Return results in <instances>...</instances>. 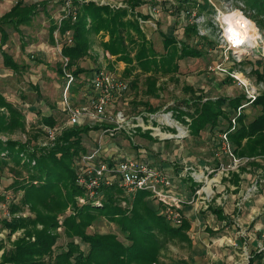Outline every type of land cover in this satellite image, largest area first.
Wrapping results in <instances>:
<instances>
[{"label": "rangeland", "instance_id": "374dc122", "mask_svg": "<svg viewBox=\"0 0 264 264\" xmlns=\"http://www.w3.org/2000/svg\"><path fill=\"white\" fill-rule=\"evenodd\" d=\"M31 1L27 0L26 2L29 3ZM96 1L100 2L101 0ZM103 1L107 2L108 0ZM150 1L153 5H160L161 17L158 21H153L154 26L149 23H146L149 26H146V24L140 25L154 49L157 52H164L161 35L164 33L172 36L177 41V48H179L178 44L180 43L191 47L195 46L203 52L202 56L199 58L179 60L177 62V71L165 76L159 75L155 94H151L145 90L147 83L145 80L148 79L150 73H143L137 67L128 77H124L122 72L125 63L118 60L117 57L114 58L109 55H104L99 46V42L101 40H108V36L98 34L92 37V44L99 50V54L93 53L94 55H91L90 58H85L80 61V64L84 66L88 65V70L91 71L89 74L82 73L76 78L77 81L75 79L72 82L68 92L70 100L73 103L78 102L77 98L79 93H81L80 87L82 85L84 86L98 70L106 69L114 75L119 76V78L128 84V90L119 100L111 104L109 108L111 113L121 110L127 122L135 124L136 120L133 118L141 112L161 114L171 111L174 121H178L184 126L183 128L187 133L186 137L180 140L181 142L179 144L175 142V139L167 140L171 142L167 145L165 143L163 148L158 149V152H154L150 145L145 147V149L148 154L154 156L155 162L162 166L165 165V167L168 164L172 165L176 163V149L181 148V156L183 155L182 157L187 159L193 160L195 158L194 160L196 161L197 158H201L205 162V166L201 168L204 169L203 184L206 186L213 176L218 174L215 164L217 158L214 156L213 149L214 139H217V133L219 131L217 130L218 128H206L199 135H192L190 133L191 117L186 112L191 109L189 108L191 101L197 94H202L203 97L210 99H216L218 97L233 98L241 94V90L231 80L223 74L209 70V66L213 65L219 58V44L224 42L222 29L216 20L217 9L226 12L238 10L239 13H242L252 22L258 37L253 40L252 46L243 45L236 54L229 53L230 56L232 55L230 59L231 64L227 62L225 65L227 67L231 65L233 70L249 77L252 82L262 83L263 89L261 90V94L264 93V81H258L257 77L264 74V14L258 13L252 7V0H188V3L186 2L185 5L191 13V17L185 18L181 11H178V14L175 13V8L180 5L182 0ZM119 2H122V7L127 6L125 0H111L110 5L120 7L115 5ZM164 2L169 3L171 12L165 10ZM203 2H206V5ZM37 9V12L32 14L31 23L21 27L19 32L13 30L11 27L8 28V32L12 33V40L8 42L10 46H7V48L16 55L18 61L29 63V67L25 68L23 65H19L18 68H13L6 65L5 54H3L6 49L5 44H2L0 47V94L19 108L24 116L23 126L21 128H17V130L10 133H0V139L5 140L10 138L23 144L29 150L34 147H50L54 143L56 134L51 138L46 131H40L42 126L40 124V118L42 116L52 117L56 120L57 129L62 124L66 126L67 123V114L62 110L61 105L62 89L65 80L57 72V66L62 62L59 48L61 40L58 38V35H56V40L53 44L48 39L49 19L50 21L57 20L60 7L58 8L55 5L53 7L45 6ZM2 11L0 10V13ZM179 13L181 14L179 15ZM186 23L195 25V30L189 35H184L183 33ZM1 42L2 40L0 39ZM208 42H211V45L207 44ZM132 81L136 82L135 87L131 86ZM147 106L152 110H147ZM179 111L183 112V115H179ZM258 113L259 108L253 107L252 104L241 115H245L246 120L249 121ZM8 115L9 113L6 109L0 108V116L9 117ZM130 123L125 124L123 128H119L118 130H114L115 126L105 122L101 123L102 128L91 130L83 135L82 144L86 146H84L85 151H88L87 146L96 144L100 138L101 144H106L110 140L112 141L109 144V152H122L121 154L123 152L127 154L136 153L137 148L134 147L138 146L137 144L139 143L143 144L142 140H140L142 136L136 134L138 130H141L140 128L133 127ZM222 123H224L223 120ZM96 124L99 125V123L92 122L85 125L91 127ZM47 127L50 128V126ZM221 128H223V125ZM105 129L109 131L105 133ZM149 132L147 131L146 133L148 134ZM175 134H177L176 131ZM156 142L160 143L157 140ZM7 163V165H0V204L2 205L0 206V242L4 246L3 250H8L12 246V242L22 235L23 230L20 229L9 234L8 229L3 227L2 220L4 218L10 220L11 217L24 219L35 216L33 213L26 212H17L13 215L9 214L5 216V213L8 212L9 204L17 203L21 196V193L15 194L9 186L12 182V177L17 172L15 171L17 167L12 162ZM178 164L176 163L174 168L178 169ZM261 168L264 175V167ZM211 170L213 172L209 173L208 171ZM257 170L258 174L260 172V178L264 180V176L261 177V171L258 168ZM21 176L25 180L27 179L26 172L22 171ZM257 179L259 180L258 177ZM253 185L254 182L252 180L242 181L240 190L235 192L227 187V183L222 182L224 188L218 187L219 190L221 189L220 194L213 188L215 192L211 191L212 194L214 196L216 194L215 197H219L216 198L215 203L214 200L210 201V204L214 206L221 205L222 210H224L228 218L222 222L217 220L208 211L197 214V219L193 220V226L195 227L191 232L194 242L193 250L188 248L185 243H182L180 239L172 241L170 238H165V236L161 237V241L164 242L166 240V242L163 244L162 253H160L161 258L159 264H247L249 245L252 242H254L256 250L264 249V184L260 183V186L258 185L257 188ZM178 191L182 192L183 190L178 188ZM192 194V189H188L186 192L187 197L184 198H189ZM243 197L248 201L246 202V207L242 205V202H244L242 200ZM74 199L76 202L79 201L78 197ZM152 199L158 202L156 199ZM230 199H232L233 203L230 202ZM149 204L154 205L155 203L149 199ZM71 206L69 205L63 211L62 209L59 211L56 216L57 221H61L63 218L62 215L71 211ZM121 206L123 208L129 207L127 202L125 203L124 201L121 202ZM156 206L160 208L158 210L159 212H164V202L160 201L159 205ZM182 207L183 205H181L180 209ZM183 209L185 210V207ZM205 224L209 226V229L219 228V231H217L218 234L213 235V233L204 230ZM55 232L58 235V239L53 249V254L57 253L59 248L65 247L67 243L63 229L59 228ZM100 232L116 233L119 235V239L122 240L123 238L115 225L108 222L102 216L97 217L86 230L87 234ZM214 238L216 239L215 243L211 241L215 240ZM235 238L242 240L240 246L229 243V239L231 242H234ZM77 241L80 242L78 239ZM79 245L84 251L87 250L84 244L79 243ZM3 250H0V257ZM259 264H264V256Z\"/></svg>", "mask_w": 264, "mask_h": 264}, {"label": "trees", "instance_id": "16d2710c", "mask_svg": "<svg viewBox=\"0 0 264 264\" xmlns=\"http://www.w3.org/2000/svg\"><path fill=\"white\" fill-rule=\"evenodd\" d=\"M58 1L61 3L62 0ZM186 2L188 0H182L175 8V13L187 11ZM125 3L129 9L127 6L116 7L96 0H72L74 17H64L60 25L56 20L51 21L48 29L50 41L55 43L53 33L58 30L61 40L60 55L67 59L66 67L76 79L82 73L88 74L91 71L80 68L79 64L90 57L92 37L105 34L108 40L99 42L104 55L117 57L125 63L122 72L124 77H128L137 67L143 73H150L145 80V90L155 94L159 75L165 76L177 71L179 60L199 58L203 52L195 46L182 43L177 48V41L164 33L161 34L164 52H157L146 38L139 22L148 19V16L135 12V8L144 1L125 0ZM203 3L206 5V2ZM251 4L258 13L264 14V0H252ZM35 12L37 4L17 1L0 18L1 44L7 41L8 28L19 31L21 25L31 23ZM186 17L188 18V14ZM194 30L195 25L186 23L183 33L189 35ZM67 33L71 39L69 44L65 42ZM207 44L211 45V42ZM3 54L6 65L19 67L10 55ZM62 69L61 62L57 66L60 76H63ZM257 78L258 81H264V74ZM135 85L136 82L132 81L131 86ZM242 100V94L233 98L216 99L197 94L191 101V109L186 112L191 117L190 133L199 135L206 128L228 131L230 112ZM147 107V110H152ZM253 107H258L259 113L249 121L245 115L239 116L236 127L228 133L235 156L247 158L248 161L252 157L264 159V93L253 102ZM0 108L9 113V117L0 116V133H10L23 126L22 112L1 94ZM178 114L183 115V112L179 111ZM40 124L52 128L56 121L52 117L42 116ZM98 128L102 126H68L56 134L52 146L34 147L31 150L10 138L0 139V165L12 162L17 167L9 186L15 194L21 193L17 203L9 204V214L26 212L35 215L33 218L11 217L10 220H2V225L8 229L9 234L20 229L23 231L8 250H3L4 246L0 242V250H3L0 264H159L160 253L166 242L161 241V237L171 240L184 238L183 231L188 227L183 209L186 207L185 203L181 209H177L180 223L174 225L158 211L160 208L156 205L160 202H155L145 190L126 194L118 186L110 185L100 188L99 197H86L82 186L77 182V160L86 152L82 144L83 135ZM40 131L45 132L41 128ZM22 171L26 172V180L21 176ZM193 188L192 185V191ZM75 197H83L84 203L76 202ZM149 199L155 204L150 205ZM123 201L129 207L123 208ZM69 205H72L71 211L62 215L61 221H57L59 211ZM99 216L115 225L122 234V240L112 232L86 233ZM59 228L63 229L67 243L53 254L58 239L55 231ZM79 243L84 244L87 250L84 251ZM259 255L260 253H255L252 260Z\"/></svg>", "mask_w": 264, "mask_h": 264}, {"label": "built area", "instance_id": "2783aa9c", "mask_svg": "<svg viewBox=\"0 0 264 264\" xmlns=\"http://www.w3.org/2000/svg\"><path fill=\"white\" fill-rule=\"evenodd\" d=\"M100 3L106 2L101 0ZM61 4V15L56 20L58 25H60L64 17L68 15L74 17L75 15V8L72 5V0H62ZM115 5L122 6V3L119 2ZM152 12L157 15V8L153 7ZM187 14L189 15L188 17H191V13H189L188 10L182 12L185 18H187ZM139 22L140 24L146 23L144 20H139ZM151 25L154 26L153 22H151ZM56 35L60 38L58 30L53 33L54 40H56ZM65 42L68 44L71 43L69 33L66 34ZM57 44L59 43L57 42ZM59 45L61 47V43ZM219 45V58L213 65L209 66V70L218 74H223L226 78H229L235 86L241 90V94L243 95L241 104L230 112V129L228 131H219L214 143V155L217 158L224 155L230 160L227 166H224L223 163L219 164L218 171L221 172L224 170H234L241 162L245 163L248 161L247 158H238L235 156L233 146L228 139V133L235 128L237 118L260 96L263 84L252 82L249 77H246L241 72L233 70L231 65L228 67L225 65L227 62L231 64L230 59L232 55L230 56L229 53L236 54L243 45L234 47L225 42ZM67 62L66 58H62V70L65 84L62 89L61 105L62 110L67 114V123L66 126L62 124L58 129L46 128L45 131L51 138L65 127L74 125L81 126L89 122L99 124L105 122L115 126L114 130L123 128L125 124L130 123L127 122L121 110H117L114 113H111L109 110L111 104L119 100L120 97L127 92L128 84L124 80L106 69L98 70L84 86L82 85L80 87L81 93H79L77 98L78 102L73 103V101L70 100L68 92L75 79L66 67ZM133 119L136 120V122L135 124L130 123V125L135 128H140L144 133L150 131L149 133L151 136L157 137L162 141L175 139V142L179 144V142H181L180 140L187 135L182 123L174 121L171 111L161 114L155 112H141ZM131 122L133 123V121ZM107 131L109 130L105 129V133ZM175 131L177 134H175ZM77 168V182L82 186L86 197H99L100 188L110 185L118 186L126 194H132L138 190H145L158 202H164L165 208L163 214L174 225L180 223V215L177 209H179L183 203L190 204L194 202L195 198L200 197L203 193V185H199L204 183L203 171L199 172L192 169L191 166H185L184 171L188 172L191 170L192 172L190 174L197 184L195 185L196 188L193 189V194L189 198H184L186 197L184 192L174 191L176 189L175 178L172 175L166 174L158 165L148 162L138 163L134 159L125 156V154H122V156L118 157L116 160L112 158L104 159L100 138L98 139L97 145L79 156ZM208 172L211 173L213 171L211 170ZM78 198L79 203H84L83 197ZM0 206L2 205L0 204ZM8 215L9 211L5 213V216Z\"/></svg>", "mask_w": 264, "mask_h": 264}, {"label": "crops", "instance_id": "0c3cea01", "mask_svg": "<svg viewBox=\"0 0 264 264\" xmlns=\"http://www.w3.org/2000/svg\"><path fill=\"white\" fill-rule=\"evenodd\" d=\"M17 1H23L24 4H37V8H39V7L43 8L45 6L53 7L55 5L58 8L59 7L61 8V6H62V4L58 0L57 1L56 0H32L29 3L26 2L27 0H0V10H3L0 13V18L4 14H6L10 10V8ZM142 1H144V3L140 4L139 6H137L135 8V12H138V13H140L142 15L148 16V19L144 20L146 23L151 24V22H153L154 20L158 21L160 19V17H161L160 5H153L150 0H142ZM157 1H160V0H157ZM106 3H109L110 4L111 3V0H108ZM164 6H165V10H167V12H171V10H169V9H171L169 3L164 2ZM153 7L157 8V10H158V14L157 15L152 12V8ZM58 15L59 16L61 15L60 14V11H59ZM58 15H57V17H58ZM53 21H55V20H53ZM50 22L51 21L49 19V25H50ZM23 26H25V25H21L19 27V30ZM146 26H149V25L146 24ZM7 31H9V29ZM17 32H19V31H17ZM11 37H12V33H9L8 32L7 41L5 42V48H6L5 49V53L8 54V55H10L13 58V60L18 65H23V67L28 68L29 67V63L24 62V61H22V62L18 61L16 59V55L13 54L10 51V49L7 48V46H10V44L8 42H10L12 40ZM0 39H1V35H0ZM48 39H49V42L51 43L49 36H48ZM1 45L2 44L0 43V47H1ZM90 49H91V50H89L90 56L91 55H94V54H99V50L96 49V47H94L93 44L91 45V48ZM92 51H94V52H92ZM34 58H36V57L34 56ZM88 58H90V57H88ZM80 65H79L80 68H83L84 70H88L89 69L88 65L87 66H84L83 64H80ZM99 125H101V124H99ZM46 128H48V127L47 126H45V127L44 126H41V129H43L44 131H45ZM52 128L57 129V122H56V124H54V126ZM136 134L137 135L140 134V136H142V137H140V140H142L143 144L145 143V145L143 146L142 143L137 144L138 146L134 147V148H137V152L134 153V154H127V153H124L123 152V154H125V156H128V157L134 159L138 163L148 162V163H151V164L158 165L161 169H163V171L166 174L172 175L175 178V180H176V187L175 188L176 189L174 191H176V192H179L178 191V188H179L180 190H183L182 192H184L185 193V196H186L187 190L188 189H191L192 188V185L194 186L193 189L196 188L195 185L197 183L194 182V178L190 174L192 171L190 170L188 172H185L184 171V168H185V166H189V167L191 166L192 169L197 170L199 172H202L204 169H202L201 167L205 166V162L202 161L201 158H197L196 161H195L194 160L195 158L193 160H190L189 158L187 159L185 157H182L183 156V155L181 156L182 149L180 148L178 150L176 149V154H175L176 163H179L178 164L179 165L178 169L177 168H174V166L176 164L175 162H173L175 164H172V165H169L168 164V165H166V167H165V165L162 166L161 164L155 162L154 156L151 155V154H148V152L145 149V147H147L148 145H150L152 147V150H154V152H158V149L159 148H163L165 143L167 145L171 141L170 142L167 141V140L162 141V140H160L157 137L151 136L150 133L147 134L146 132L144 133V132L139 131V130L136 132ZM146 135H148L150 137H148ZM110 136H112V135H110ZM156 140L157 141H160V143L156 142ZM215 140L216 139H214V141ZM111 142H112L111 140L110 141H107L106 144H101V142H100V144L102 145L103 157H104V159H111L112 158V159L116 160L118 157H121L122 156V154H121L122 152H119V153H113L111 151L109 152V144ZM97 143L94 144V145L87 146L88 150L91 149L93 146L97 145ZM167 149H168V147H167ZM214 149H215V147H214ZM214 149H213V152H214ZM233 150H234V148H233ZM119 155H121V156H119ZM193 161H195V162H193ZM249 162H251L252 164L251 163L249 164ZM263 162H264V159L257 160V159H255V158L252 157V158H249V161L248 162H245V163L244 162H241L238 165V167L236 169H234V170H224V171L219 172L218 171L219 170V166H220L219 164L220 163H223L224 166H227V165H229L230 160L226 156H224V155H222L220 158H217L215 164H216V169H217L218 174L215 175V176H213V178L211 179V181L209 182L208 185L205 186L203 184V186H202L203 193L201 194L200 197H196L195 200H194V202H192L190 204L189 203H185V206L186 207H185L184 212H185L186 220L188 221V227L183 231L184 238H182V239L180 238V240L182 241V243H185L188 248H190V249L193 250V248H194V245H193L194 242L192 240L193 235L191 234L192 229L195 227V226H193V220H196L197 219V214H199L200 212H206V211H208L209 213L213 214L216 217L217 220H220L222 222H224L228 218L227 217V214L224 213V210H222L221 205H217L216 204L217 206H214V205L210 204V201L214 200V203H215L216 198L219 197V196L215 197L216 194L214 196V194H212L211 191L215 192L214 191V189H215V190H217V193L220 194L221 193V189L219 190L218 187L219 186H220V188L223 187L222 186V182H223V183H227V187L230 188L231 191L238 192L240 190L242 181L245 182V180H248V179L249 180H252V182H254V185L253 186L255 188H257L258 185L260 186V183H263L264 184V180L262 178H260V172H259V174L257 172L258 171L257 168H258L259 171H261V173H262L261 174V177L264 176L263 175L262 168H261V167H264V163ZM199 168H201V169H199ZM251 169H253V170L250 173ZM257 177L259 178V180L257 179ZM254 178H255V180H254ZM187 184H189V185H187ZM199 185H202V183L199 184ZM210 195H212V196H210ZM242 200L244 201V202H242V205H244V207H246V205H247L246 202H248V201L246 199H244V197H243ZM230 202L233 203L232 199H230ZM211 229H209V226H207L206 224L204 225V230H206L207 232L213 233V235L218 234L217 231H219L218 230L219 228H211ZM175 239H179V238H175ZM175 239H173L172 241H174ZM211 241L215 243L216 242V239L215 240H211ZM229 243L230 244L233 243V245L240 246L242 244V240L240 238H239V240L237 238H235L234 239V242H231V240L229 239ZM249 246H250L249 247V257H248L247 264H259L261 262V260L263 259V256H264L263 250L264 249L263 250H260V249H257L256 250V246H255L254 242H252ZM161 253H162V251H161ZM255 253H260V255H259V257H255L252 260V258L254 257L253 255ZM160 258L161 257H159V262H160Z\"/></svg>", "mask_w": 264, "mask_h": 264}, {"label": "clouds", "instance_id": "9594fccd", "mask_svg": "<svg viewBox=\"0 0 264 264\" xmlns=\"http://www.w3.org/2000/svg\"><path fill=\"white\" fill-rule=\"evenodd\" d=\"M216 20L222 29L224 42L230 46H252L255 39L250 35L249 25L252 23L238 10L223 11L217 9Z\"/></svg>", "mask_w": 264, "mask_h": 264}, {"label": "bare ground", "instance_id": "6f19581e", "mask_svg": "<svg viewBox=\"0 0 264 264\" xmlns=\"http://www.w3.org/2000/svg\"><path fill=\"white\" fill-rule=\"evenodd\" d=\"M249 32H250V35H251L252 37H254L255 39L258 37V36H257V33H256V31H255V28H254V26H253L252 23L249 25ZM255 39H254V40H255Z\"/></svg>", "mask_w": 264, "mask_h": 264}]
</instances>
